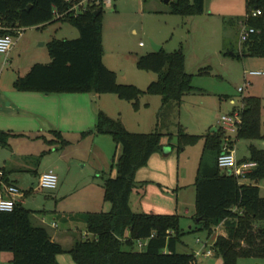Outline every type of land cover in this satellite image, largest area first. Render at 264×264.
I'll list each match as a JSON object with an SVG mask.
<instances>
[{
  "label": "trees",
  "instance_id": "1",
  "mask_svg": "<svg viewBox=\"0 0 264 264\" xmlns=\"http://www.w3.org/2000/svg\"><path fill=\"white\" fill-rule=\"evenodd\" d=\"M77 2L0 0V36H14L15 29L55 21L68 22L78 31L75 39L50 40L47 43L50 61L35 63L25 75L17 77L12 83L15 90L43 94H114L118 100L129 102L133 111L139 110L142 95L159 96L162 109L170 103L179 104L184 95L193 91L191 75L184 70L181 47L172 52L161 48L136 59L137 69L156 75L143 90L118 83L116 74L102 61V6L87 5L77 14L67 12ZM203 3L204 0H169L166 12L179 16L200 15ZM245 4L246 18L241 26L253 29V33L240 44L241 54L264 57V0H245ZM97 9L99 12L95 15ZM253 10H259L260 15L251 17ZM238 111L240 124L235 138H264V133H260L258 99L241 98ZM52 132L60 140V134ZM90 133L110 136L120 148L118 158L111 159L110 167L115 175H100L103 201L108 210L68 216L69 220L84 224L89 236L74 238L68 248L52 241L47 228L35 223L33 212L20 203L11 212H0V252L12 254L11 264H59L56 257L61 253L68 254L75 264H196L191 253L177 251L180 237L205 231L209 238L217 226L220 230L211 249L221 264H237L240 258L264 261V197L260 196L258 186L264 180V150L249 146V160L245 162H253L255 166L245 175L244 182H238L217 166L222 132L214 129L206 135H188L178 127L174 146L177 150L203 141L193 182L192 218L196 225L184 232L177 214L136 213L129 206L130 193L136 187L134 174L146 165L153 153L160 151L163 134L156 130L129 132L119 118H111L102 111L97 112ZM9 136L8 132H0V145L7 146ZM0 172L3 181L11 183L5 169L0 168ZM137 241H146L141 251Z\"/></svg>",
  "mask_w": 264,
  "mask_h": 264
},
{
  "label": "rangeland",
  "instance_id": "2",
  "mask_svg": "<svg viewBox=\"0 0 264 264\" xmlns=\"http://www.w3.org/2000/svg\"><path fill=\"white\" fill-rule=\"evenodd\" d=\"M168 7L164 0H116L111 7H102L101 43L105 66L114 71L117 79L123 81L121 83L132 84L142 90L156 79V75L137 69L136 59L151 52L152 45L160 46L165 52L181 47L184 70L191 75L193 91L184 95L179 104L170 103L160 109L159 96L142 95L139 98V110L133 111L129 102L118 100L114 94L62 93L63 95L50 96H101L100 110H107L112 115L104 112L107 116L123 121L129 132H161L163 136L160 151L153 153L146 165L138 168L134 174V183L140 188L138 195L135 194L136 187L130 193L134 198L131 205L133 209H139L141 205L152 206L157 204L155 201H165L159 194L172 195L171 198L175 201L177 194L179 226L187 232L188 227L193 229L196 225L191 217L194 208L193 182L203 141L199 140L194 145H185L177 150L174 146L178 127L188 135H206L213 129L222 132L221 144L225 139L231 141L234 157L240 162L249 160V146L264 150V138L236 139L235 129L221 128L224 125L220 121L223 116H230L233 111L240 109L241 98L254 97L260 103V133H264V76L249 73L264 71V57L241 54L239 31L246 18L245 0H204L203 13L195 16L171 15L166 12ZM21 29L20 36H12L15 43L13 49L0 54V96H3L0 101L4 108H7L9 100H14L13 96H24V93L13 88V81L25 75L33 64H47L50 61L47 50L50 40L78 37L76 28L61 21ZM239 88L242 89L241 92L238 91ZM49 106V109L42 110V117L32 118L22 114L19 129L25 130L10 134L7 139L9 145H0V168L8 170V174L13 177L17 176L18 185L23 190L30 191L23 197L22 206L32 211L37 219L43 218L46 223H50L52 211L56 209L52 199L54 191L38 188L30 172H11L9 160L17 158L31 169H42L60 154L64 155L65 160L73 157L89 160L91 163L95 152H89L87 139H82L79 143L74 141L73 145L58 141L45 124V121L55 120L52 114L47 118V112L56 107L55 104ZM74 115V122L82 120L81 112ZM59 121L66 125L63 117ZM79 136L83 138L81 134ZM112 146H115L116 160L120 148L114 143ZM164 151H168L167 156H164ZM84 170L89 172V167ZM53 171L58 175L56 169ZM114 175V169L109 167L103 177ZM99 176L97 183L101 184ZM259 187V194L264 197V180L259 182ZM142 195L144 204L139 203ZM108 208L107 205L106 211ZM35 223L38 224V221ZM74 225L83 232L81 223ZM66 227L59 221V230L66 231ZM71 229L72 236L76 238L89 237L86 234L80 236L81 233L75 227ZM196 239L205 242L206 232L185 233L180 237L177 251L192 254L201 249V243ZM58 256L64 258L69 255L61 253ZM11 258L10 252H0V264H11ZM195 260L196 264H221V259L215 255L207 257L201 254ZM256 263L259 261L251 258L237 260V264Z\"/></svg>",
  "mask_w": 264,
  "mask_h": 264
},
{
  "label": "crops",
  "instance_id": "3",
  "mask_svg": "<svg viewBox=\"0 0 264 264\" xmlns=\"http://www.w3.org/2000/svg\"><path fill=\"white\" fill-rule=\"evenodd\" d=\"M14 45L12 47H14ZM12 47L10 48V51L11 49H13ZM102 61L105 65L103 57ZM116 81L118 83L123 82L119 81L117 77ZM21 93H24V96H13L14 100H9L6 103L7 108H4V106H2L3 104L1 103V97L3 96H0V132H8L9 134L22 132L23 130H25L19 129L21 128L19 126H21L22 114L23 116L32 118L42 117V110L49 109V105L55 104L56 107L53 110H49L47 112V118L50 114H52L55 119L54 121H45L48 130H50L51 132H58L60 134V140L57 138L58 141L61 142L62 140L66 145H73L74 141L79 143L82 139H87L86 143L89 144V152H94L95 150L91 163H89V160L84 161L83 159H77L73 157L65 160L63 159L64 155L60 154L42 169H40L39 167L31 169V167L23 165L20 161H18L19 159L17 158H11L9 160L11 164V172H19L20 170H22L23 172L32 173L36 180V185L38 183L39 175L43 172L47 170L53 171V169H56L58 171V175L56 174L57 186L54 190H52L54 191L52 199L54 200L56 209H53L52 211L53 213L50 223H46L43 218L37 219L34 215L33 220H35V222L38 221V224L47 228L52 241L59 243L64 248H68L72 244L73 239L76 238L75 236H72L73 232L71 227H75L76 230L81 233L79 227L74 225L79 224V222L77 223L69 220L68 216L80 213H98L106 211L107 204L103 201V189L97 182L98 176L102 174L105 175L107 170L109 169L111 165V159L115 155V146H112L113 143L110 136L90 133V131L94 127L97 111H101L100 109L102 108L100 106L101 96H50L52 94H43L38 92ZM17 100L21 101L22 103H19ZM102 110L109 116H112L111 113H109L107 110ZM77 112L82 113V120H77V122H74L73 119L74 117H76L74 113ZM118 115L120 116V113H118ZM62 117L66 119V125H63L64 123L62 122L60 123L59 120ZM72 121L74 122L73 125L71 124ZM32 122L35 123L34 121ZM122 124L127 129L125 124ZM64 134L68 135L65 136ZM80 134L83 138H80ZM7 145H9L8 140ZM163 154L164 156H167L168 151H164ZM11 155L13 157L15 156L14 153H12ZM85 167H89V172H84ZM5 172L7 173V179L11 183H13L22 192L23 197H25V193L30 191H25L23 190L22 186L18 185L19 178L17 176L13 177L12 175L8 174V170L6 169ZM244 181L245 179L242 180V182ZM139 188L140 186H136V195L139 194ZM157 193L159 194V192ZM159 196L165 201H155L157 204H152V206L141 205L140 207H138L139 209L132 208L131 202L132 199L134 200V198L129 196L130 209L136 213L148 214V212H155V214H159L157 212H167L164 214L171 213L180 216L177 213V209L179 207L177 194L175 195V201L171 198L172 195L165 196L164 194H159ZM142 197L143 195L141 196L139 203L144 204L145 199ZM22 199L20 201L21 205L23 202ZM185 212H188L187 209H185ZM193 214L194 208L191 217H193ZM59 221L60 223H63L67 226L65 229L66 231L58 229ZM82 226L83 232L80 236L86 234L84 224H82ZM215 228L213 229V233L209 236V238H206V242L214 241L220 230L218 229L219 226ZM190 229L192 228L188 227V230ZM212 256L214 255L212 254ZM62 257L63 256L56 257V261L59 264H74L70 256H66L64 258ZM259 263L264 264V262L262 261H259Z\"/></svg>",
  "mask_w": 264,
  "mask_h": 264
},
{
  "label": "built area",
  "instance_id": "4",
  "mask_svg": "<svg viewBox=\"0 0 264 264\" xmlns=\"http://www.w3.org/2000/svg\"><path fill=\"white\" fill-rule=\"evenodd\" d=\"M68 1V0H65ZM76 4H73L67 12H73L74 14L81 13L86 8L87 5H95L102 7H111L113 2L116 0H77ZM260 15L259 10H253L250 13L251 17H256ZM22 29H15V36L21 35ZM253 33V29L246 28L241 26L239 31V43L244 42L250 34ZM14 45L13 37L10 35L0 36V54L7 53L10 48ZM142 46V43L139 44ZM251 75H263L264 71L256 70L249 72ZM239 92L242 91L241 88L238 89ZM221 128L237 130L238 125L240 124L239 111H233L230 116H223L221 119ZM231 141L225 139L222 144V151L217 157V166L221 170L229 171L230 175H233L238 182H242L245 179V175L255 166L253 162H241L238 163L234 157V151L232 149ZM39 188L54 190L57 186V176L52 170H47L39 175L38 183ZM23 197L22 192L13 184L5 183L2 179V174L0 172V212H11L17 203H20ZM216 230V228H215ZM197 242L201 243V249L193 251L192 255L194 258L198 255L212 256L213 252L211 249L212 242H200L196 239ZM146 241H137L138 250H142L145 246ZM207 248V249H206Z\"/></svg>",
  "mask_w": 264,
  "mask_h": 264
},
{
  "label": "water",
  "instance_id": "5",
  "mask_svg": "<svg viewBox=\"0 0 264 264\" xmlns=\"http://www.w3.org/2000/svg\"><path fill=\"white\" fill-rule=\"evenodd\" d=\"M168 1H169V0H164L165 3H168ZM98 12H99V9H97V10L94 12V14L97 15ZM160 49H161L160 46L152 45V51H153V52H158ZM212 131H214V129H213ZM227 174H229V171H227ZM256 264H261V263H256Z\"/></svg>",
  "mask_w": 264,
  "mask_h": 264
}]
</instances>
